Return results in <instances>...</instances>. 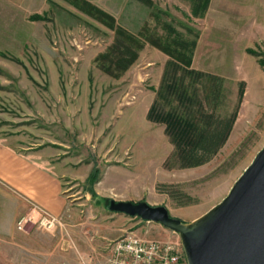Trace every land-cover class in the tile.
I'll return each instance as SVG.
<instances>
[{"label":"rangeland","instance_id":"obj_1","mask_svg":"<svg viewBox=\"0 0 264 264\" xmlns=\"http://www.w3.org/2000/svg\"><path fill=\"white\" fill-rule=\"evenodd\" d=\"M45 3L25 24L21 54L13 56L9 44L2 45L0 138L22 152L51 154L66 174L63 185L71 205L64 216L68 235L45 232L51 237L26 239L32 249L23 264L105 261L107 242L130 231L180 242L157 223L144 225L111 213L108 202L165 206L172 217L190 222L226 197L264 146V0H210L202 18L192 16L193 0ZM95 8L114 23L99 20ZM117 28L124 34L122 43L137 55L123 72L115 56L100 57L117 41ZM196 34L191 69L209 77L194 82L170 56L180 55L177 44ZM168 44L170 56L159 49ZM164 79L176 81L174 91ZM239 84L243 94L237 107ZM184 88L188 99L182 104L178 93ZM156 101L161 110L181 117L189 112L196 119L225 116L235 108L237 113L226 141L207 164L180 168L165 125L146 118ZM94 169L99 174L91 184L87 179ZM50 243L57 251L48 254ZM59 252H69L74 261L66 255L54 258ZM6 253L8 264H21L22 254L11 247L0 250L2 264Z\"/></svg>","mask_w":264,"mask_h":264},{"label":"water","instance_id":"obj_2","mask_svg":"<svg viewBox=\"0 0 264 264\" xmlns=\"http://www.w3.org/2000/svg\"><path fill=\"white\" fill-rule=\"evenodd\" d=\"M107 209L177 234L187 264H264V146L226 197L190 222L144 201L110 200Z\"/></svg>","mask_w":264,"mask_h":264},{"label":"crops","instance_id":"obj_3","mask_svg":"<svg viewBox=\"0 0 264 264\" xmlns=\"http://www.w3.org/2000/svg\"><path fill=\"white\" fill-rule=\"evenodd\" d=\"M46 1L0 0V52L3 43L9 44V51L13 56L24 51L25 24L30 23L29 18L37 15L46 5ZM18 41L21 42V46L16 45ZM65 178V172L56 166L51 154L29 150L22 152L12 142L0 138V250L16 248L23 256L21 261L23 264L24 256L32 249L29 243H24L26 239L36 234L51 237L34 226H27L22 232L17 231L16 222L28 213L27 201L36 204L52 216L68 215L71 201L64 195ZM50 244L48 254L57 251L53 247L55 243ZM56 255L61 257L66 255L67 260L74 261L69 252H59L54 254V258ZM4 257L5 264H8V254L6 253ZM99 261L92 259L91 264H105V261ZM0 263L2 264V261Z\"/></svg>","mask_w":264,"mask_h":264},{"label":"trees","instance_id":"obj_4","mask_svg":"<svg viewBox=\"0 0 264 264\" xmlns=\"http://www.w3.org/2000/svg\"><path fill=\"white\" fill-rule=\"evenodd\" d=\"M209 3L210 0H193V5L191 8L192 16L202 18L207 11ZM84 4L86 6H89V4L87 3ZM89 8L92 7L89 6ZM94 12L97 13L98 19L102 20L103 23H105V21L114 23V19L106 15L104 12L96 8L94 9L93 13ZM32 19L37 20L38 18L34 17ZM109 26L111 29L113 28L112 24H110ZM115 33L117 36V41L114 42L113 46L108 50V52H106L104 55H101L100 57L106 58L109 61L113 59L112 56H115L116 58L114 59L118 63V66H120L121 72H123L131 65L132 62H134L137 55L136 53L130 51L129 46L125 43H122V40H120L121 36H124L121 29L117 28L115 30ZM196 39L197 34L192 41H181L179 44H177L178 48L183 51L178 56L169 55V44L165 47H159V49L165 54H168V56H170L172 60H178V62L183 65V69H179L184 72L186 78H193L192 81L194 82L205 79V77H209L205 73L191 69L193 50L196 45ZM175 42L176 41H174V43ZM260 63L263 65L264 61L260 60ZM170 65L175 66V64H172L171 62ZM104 69L106 72L112 74L111 71L109 72L108 68ZM185 79L180 84H184ZM168 81V79H164V82ZM169 82L170 83L168 85V88L170 90H173L178 85L174 79ZM217 82L219 81L217 80ZM239 85L241 88L238 91L237 107L239 106V102L243 94V85ZM171 94L172 91L169 93V95H166L163 98H167L171 96ZM158 96L160 99L161 96L159 91ZM178 99L182 104L186 102V100L188 99L186 88H184L183 90H179ZM158 103L156 101L150 107L146 118L150 122L161 123L165 125V132L174 147L172 159L178 162L180 168H196L207 164L226 141L237 113V108H235L234 112L230 115L220 116L218 114L211 113L208 115H202L201 118L196 119L194 116L190 117L189 114L191 112H187L188 114L185 113V115L187 114L186 116L181 117L175 111L161 110L160 107H158ZM98 174V170L94 169L88 176V182L94 184L98 179ZM89 193L92 196H95L92 190ZM171 197H173V195ZM187 199L190 200V198Z\"/></svg>","mask_w":264,"mask_h":264},{"label":"built area","instance_id":"obj_5","mask_svg":"<svg viewBox=\"0 0 264 264\" xmlns=\"http://www.w3.org/2000/svg\"><path fill=\"white\" fill-rule=\"evenodd\" d=\"M66 192L64 190V195L69 199ZM27 204L28 213L17 220V231L34 226L44 232L68 235L64 216H52L30 201ZM138 223L150 224L141 220ZM105 252V264H187L180 242L147 239L134 231L107 242Z\"/></svg>","mask_w":264,"mask_h":264}]
</instances>
